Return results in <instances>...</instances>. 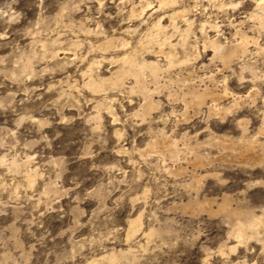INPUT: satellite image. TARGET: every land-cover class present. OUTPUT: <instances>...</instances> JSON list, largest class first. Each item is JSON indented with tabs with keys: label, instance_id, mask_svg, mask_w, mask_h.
Segmentation results:
<instances>
[{
	"label": "rangeland",
	"instance_id": "1",
	"mask_svg": "<svg viewBox=\"0 0 264 264\" xmlns=\"http://www.w3.org/2000/svg\"><path fill=\"white\" fill-rule=\"evenodd\" d=\"M161 1L0 0V264H264V0Z\"/></svg>",
	"mask_w": 264,
	"mask_h": 264
},
{
	"label": "bare ground",
	"instance_id": "2",
	"mask_svg": "<svg viewBox=\"0 0 264 264\" xmlns=\"http://www.w3.org/2000/svg\"><path fill=\"white\" fill-rule=\"evenodd\" d=\"M167 0H162L161 1V3L163 2H166ZM174 1H172V3H173ZM175 3V2H174ZM230 50V49H229ZM240 52V51H239ZM89 54V53H88ZM233 55V54H232ZM86 57V56H85ZM225 58V57H224ZM26 62V61H25ZM147 62V61H146ZM149 63V62H148ZM99 64V63H98ZM134 90V89H133ZM205 96H211L214 100L216 99V98H218V95L215 93V91H213V90H207V91H204V93H192V105L194 106V107H198L199 105H201L202 103H203V101H204V98H205ZM186 104V103H185ZM150 105H152V104H150ZM151 108H152V106H151ZM169 141V140H168ZM157 144V143H156ZM246 146V145H245ZM170 148V147H169ZM253 159V158H252ZM234 160V159H233ZM246 160V159H245ZM254 160L256 161V162H259L260 161V157H258V156H254ZM255 162V163H256ZM254 163V162H253ZM197 164V163H196ZM179 170V169H178ZM182 171H183V169H182ZM198 178H199V176H198ZM194 181H195V179H194ZM196 183H198L197 182V179H196V181H195ZM196 183H195V185H196ZM199 184V183H198ZM197 184V185H198ZM30 185V184H29ZM224 203V202H223ZM184 206V205H183ZM210 207V206H209ZM224 209H228V206L227 205H224ZM195 210V209H194ZM249 216V215H248ZM141 222V221H140ZM240 222V221H239ZM257 223V222H256ZM134 224V225H133ZM132 225H133V227L135 226V228L139 225V223L138 222H134ZM251 224V223H250ZM249 224V225H250ZM253 224V223H252ZM254 226V224L253 225H251V227H253ZM241 228V227H240ZM243 228V227H242ZM251 229V228H250ZM138 231V230H137ZM242 232V231H241ZM239 233V232H238ZM241 236V235H240ZM244 237V236H243Z\"/></svg>",
	"mask_w": 264,
	"mask_h": 264
}]
</instances>
